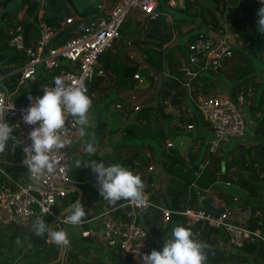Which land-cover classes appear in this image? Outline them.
Segmentation results:
<instances>
[{
  "label": "built area",
  "instance_id": "1",
  "mask_svg": "<svg viewBox=\"0 0 264 264\" xmlns=\"http://www.w3.org/2000/svg\"><path fill=\"white\" fill-rule=\"evenodd\" d=\"M254 1L261 3V0ZM155 7V0H118L109 9L100 10V15L87 20L80 30L72 31L71 36L61 42H57L61 25L60 28H53L39 18L37 24L39 33L34 41H31V37L25 39L21 23H15L8 29L7 44L11 50L5 52V56L7 59L13 58L16 54L19 57L16 61L4 62L3 65L0 62V91L6 92L8 105L13 104V108L6 112L4 119L14 127L17 125L15 136L21 143L16 147V154L22 163L27 155L23 149L31 143L28 132L34 127L22 120V110L30 106V97L34 100L42 96L43 90L53 86L54 78L57 76L63 77L66 86H74L77 80H82L87 87L93 76L101 74L102 71L97 69L98 58L103 52L111 49L120 38V28L128 14L137 9L145 17L156 18L158 11ZM72 22V17H66L63 24ZM191 35L193 38L185 43L183 56H177V60L180 63L182 61V68L188 77L194 76L198 70L222 69L223 60L230 57L234 48L243 42L237 33L229 31H198ZM133 77L138 78V74H134ZM27 84L31 87L24 89ZM251 89L240 86L235 91L234 97L216 93L194 99L191 94L188 95L185 111L191 122L186 124L185 128L211 129L212 135L205 141L208 157L217 154L222 140L241 139L252 131L255 120L251 114H248L246 106ZM126 106L134 110L140 107L132 101L130 105L115 103V107L119 110L125 109ZM77 127L73 118L69 117L65 135L71 139V143L67 148L52 153L53 158L58 161L52 173H45L36 179L29 175L27 166L23 164L28 182L22 183L18 180L20 176L11 174L0 165L2 178L0 233L7 229L27 228L37 216L45 221L50 217L52 221L47 223L54 228L57 227L58 230L60 227L71 226L64 222L66 209L72 205L70 195L77 191L76 187L80 181L71 176L77 168L66 170L65 164L77 160L72 158L70 150ZM164 145L172 147L173 143L166 139ZM145 156L150 157V152L146 150ZM135 164H138L137 161ZM201 167H204L203 164ZM253 167L257 169L258 177L264 178V171L258 169V164L254 162ZM152 169L153 165L149 163L147 170ZM146 196L148 202L144 206L137 207L121 200L116 206H111L90 219H83V223L78 225L81 227L80 235L97 240L105 248L121 250L129 256L133 264H143L140 257L147 254L149 242L139 214L156 210L163 224H167L172 217L179 216L183 217V224L191 230H194L197 224L222 228L226 236V246L235 250L248 241L254 240L264 244L263 223L259 210H255L253 214L256 219L254 225L249 226L236 222L232 217L231 208L225 204H218L225 206V210L214 216L212 211L204 207H192L186 204L174 209L152 200L147 193ZM233 200H237V197L234 196ZM62 206L64 209L60 211ZM45 209H49L50 212H45ZM117 210H120L121 214L113 215L112 212ZM90 221L92 226L82 228ZM45 241L48 242L47 235ZM224 243L222 239L217 241L218 245ZM16 259L9 263L16 264Z\"/></svg>",
  "mask_w": 264,
  "mask_h": 264
},
{
  "label": "trees",
  "instance_id": "2",
  "mask_svg": "<svg viewBox=\"0 0 264 264\" xmlns=\"http://www.w3.org/2000/svg\"><path fill=\"white\" fill-rule=\"evenodd\" d=\"M168 1L169 0H155V9L163 14H174L173 18L169 23L163 21L160 25V29H163V37L159 41L153 40L157 47H148L144 49L147 52L155 50L153 55L149 56V54H145L143 50L147 63L154 68L156 73L160 71L163 73L161 85L158 88L157 104L155 106L145 104L135 110L132 115V121L123 128V137L117 142V147H127V152H125V150L124 153L118 152V158H116V161H113L112 164L119 163L127 167L134 174L138 173L144 182L145 193H147L152 200L158 203H161L158 201L161 200L164 202V205L174 209L183 207L186 204L196 205L197 195L207 189L221 190L223 187L225 192H233L234 189L224 186V183L238 186L241 190L239 194H243L246 197L259 198L261 200V195L264 192V178L258 177L257 169L253 167V163L256 162L258 164V169L264 171V142H232L227 148L220 151L219 154L210 157L207 156L205 142L212 135V131L209 127H206L200 136L197 134L191 137L190 145L185 154L180 150L181 144L175 138L177 135L174 136L176 146L165 147L164 142L167 137L173 136V134L170 135L168 131L178 132L185 127L186 124L191 122V118L185 111L188 95H193L194 99H196L195 97L198 95L207 97L215 92V83L224 82L229 87L227 94L230 97H234L235 91L241 86L240 84L252 77L255 71L252 58L258 59L264 66V33H260L257 30V13L260 7L264 5L254 0H240L241 3L234 7H229L226 16H224V7L227 0H210V5L208 6L199 4V14L207 17L203 24L209 25L215 32L229 31L237 33L243 42L240 46L234 48L232 55L222 69L217 71L210 69L198 70L194 76L188 77L185 75L181 63L177 60V56H183V48L179 45L164 47L162 43L170 40L172 32L177 30L184 20H192V22L198 24L201 19L199 15L188 13L192 5V0H183L182 5L177 7L170 5ZM7 2H9V0H0V19L6 20L5 24H0V36L1 34L6 35L8 29L15 23H21L24 29L25 39H29V37H32V29L34 30V28H36L38 31L37 14L38 10L42 7L40 0H19L13 9L1 10ZM45 4L46 5L43 6V13L39 19L53 28H60V22L62 18L68 14V6L73 5V0H45ZM20 9L25 16L23 20L17 17L18 10ZM100 14L97 8L93 7L90 10L80 11L78 15L85 17L84 20H90ZM163 14H160V17H164ZM224 23H226V26ZM248 24H251L253 32L250 34L249 38H246L242 35L241 29ZM155 28L156 27H154V29ZM72 31L73 29L70 26L61 28L58 31L57 41L61 42L70 37ZM157 31L158 34L161 35V31ZM151 38L152 37H146L142 41L147 43L152 40ZM191 38H193V35H189L188 40ZM18 57L19 56L16 54L13 58L7 59L3 51V42H0V62H14ZM104 61L110 71L119 68V76L116 79L118 81V86L123 85L129 87L125 79H134L133 75L139 70L138 66L135 64H121L118 66L117 62L114 60L112 61V58L109 57ZM99 78L100 77H96L95 79L92 78L88 82L87 94L96 90L100 84ZM36 80L38 81V78H36ZM250 83L251 82H249V85ZM259 85L260 84L255 83L254 89ZM120 102L123 105L127 104L126 102ZM262 105H264V86L260 91L258 102L255 105H250V112L252 115L260 110ZM167 107L177 111L175 116H172L173 123L170 126H168V119L164 117ZM124 119H128L126 114L124 115ZM93 133L95 134L96 140L101 136L102 123L100 120H97ZM195 142H198L200 145H198L196 149H192L191 146H193ZM143 146H145L149 152L159 157L158 164L162 170L169 175L167 187L162 193H159L158 189L154 188L152 185L154 181V171H152L153 169L147 170L149 157L145 156V151L142 149ZM92 160L103 162L101 157L94 154L85 159L83 164ZM135 161H137V165ZM222 161L224 162L223 171L221 169ZM202 164L204 167H201ZM76 178L80 181L78 184L79 191H81L79 202L84 205L86 212V216L83 219H90L96 214V211L92 209V197L97 193L93 190L95 187H93L91 183L93 179H95V175L90 168L81 167L76 173ZM170 180L173 182L171 183ZM218 183L223 184L219 185ZM222 193H218L221 202L226 206H232L233 203L231 198ZM78 194L77 191L71 193V204L75 203ZM243 195H241V197H245ZM263 204L264 203L261 202L256 204L257 208L261 211V220H264ZM117 212L121 214L120 210H117ZM255 221L256 219L252 217L249 226H253ZM88 224L92 226L91 221L87 222L85 225ZM262 229L264 231V223L262 224ZM200 237L199 241L208 245L206 249L208 252L207 264H219L230 260V258H234L236 255L238 260L232 262V264H243V262L247 264V262L254 259L257 262L258 260L262 261V264H264V244L262 242L254 240L248 241L242 247L236 249V253H234L225 251V249L217 246V241L219 239H225V233L222 228H214L205 225L201 229ZM69 240L72 246H77V243L80 244L78 248L83 250V253L86 255H88L91 250L103 249L97 240L88 236L83 237L79 234L76 239L77 241L72 239ZM106 249L110 255L111 264H133L129 256L124 254L121 250ZM240 252H247L250 256L241 257V255H239ZM56 254L57 249H53L48 261H53L56 258ZM76 254V252L70 251L68 255L69 257L76 256V264H103L101 260H98L96 263L82 262Z\"/></svg>",
  "mask_w": 264,
  "mask_h": 264
},
{
  "label": "clouds",
  "instance_id": "3",
  "mask_svg": "<svg viewBox=\"0 0 264 264\" xmlns=\"http://www.w3.org/2000/svg\"><path fill=\"white\" fill-rule=\"evenodd\" d=\"M264 5V0H261ZM257 30L264 33V6L258 13ZM87 87L82 80H77L74 86H66L63 77H55L53 86L43 90V95L34 100L30 97V106L22 110V120L32 127L28 132L29 146L23 149L27 155L23 164L27 166L29 175L39 179L45 173H52L58 161L52 153L67 148L71 139L65 135L66 122L73 118L78 126L81 139L89 137L85 141L83 150L89 156L96 153L95 134L88 131L95 127L91 119L90 109L92 100L87 95ZM7 94L0 91V155L10 153L21 143L19 138L13 135L17 125L5 122V114L13 108L6 102ZM11 141V145H10ZM90 168L95 175L96 187L99 195L110 206H116L119 201H128L137 207L147 204L145 185L141 176L134 174L127 167L119 163L105 165L103 162L92 160L82 164L77 159L65 164V169ZM197 206V205H196ZM45 212H50L45 209ZM65 223L78 226L83 223L86 216L84 205L76 201L66 209ZM32 232L37 236H48V242L56 246H68L70 240L65 230H55L53 226L45 222V219L37 216L32 222ZM208 245L194 238L191 229L183 226H175L171 237L164 240L161 251L153 249L148 254L141 255L143 264H207Z\"/></svg>",
  "mask_w": 264,
  "mask_h": 264
},
{
  "label": "rangeland",
  "instance_id": "4",
  "mask_svg": "<svg viewBox=\"0 0 264 264\" xmlns=\"http://www.w3.org/2000/svg\"><path fill=\"white\" fill-rule=\"evenodd\" d=\"M18 1L19 0H9V2H7V4L4 7H2L1 10L13 9L15 4ZM99 1L100 0H73V6H75V8L78 11L90 10ZM168 3L170 5L177 7V6L182 5V0H169ZM191 3H192V5H191V8L188 11V13L189 14L194 13L196 15H199L201 21L197 24L195 22H192V20H188V19L184 20L183 23H181V26L177 30L172 32L173 33L172 35H174L175 38H177L178 35L181 36V35L187 34V33H189V35H191V34L198 32V31H203V32L213 31L209 25L203 24L205 22V20L207 19V17L205 15L201 16L199 14V11H198V9H199L198 5L199 4L204 5V6H208V5H210V0H192ZM239 3H241L240 0H230L229 7H234ZM19 14L21 15L20 19L23 20L25 18V16L22 13L21 9L18 10V16H17L18 18H19ZM138 14H139V12H137V9H135V10L131 11L126 18H127V20H128V18L129 19L132 18V20H133L134 19L133 17L139 16ZM173 16H174V14H171V13H165L164 14V17L166 18L167 23L170 22V20L173 18ZM145 21H147V19L143 18V23L141 22L140 25L135 26V27L132 26L131 34H128V35L126 34L124 37L121 36L122 41L127 42L130 37L140 39V37L142 36V32L145 31V26H147L144 24ZM1 23L5 24L6 20L0 19V24ZM224 25L226 26V23H224ZM76 30H80V28L78 27ZM241 32H242V35L244 37L249 38L250 34H252V32H253V29L251 28V24H248L247 26H243L241 29ZM7 40H8V33L6 32V35L1 34L0 42H3L4 53L5 52L7 53L11 50V48L8 47ZM172 41H174V40H172ZM129 45L132 46V48L134 46L132 44V42H131V44L129 43ZM154 51L155 50H153L151 52L145 51V54L147 53V54H149V56H151V55H153ZM228 59H229V57L223 60L222 67H224L226 65ZM252 60H253V64L255 65V71L259 72L260 77L257 76V78L252 80L251 83L254 84V83H258L259 81H261V83H259V84H261L263 86L264 82L262 83V81L264 79V67H262V63L258 59L252 58ZM180 61H181V59H180ZM3 64L4 63H2L1 65H3ZM181 66H183L182 61H181ZM146 71H148L147 68L140 69V72L142 74H145ZM156 75H157V77L155 78V80L153 82L154 86H152L151 90H150V94H151L149 96L150 99L147 98V99H149L148 101L146 100V98L142 99L144 92L147 91L148 88L145 89V88H135V87L131 88V89H133L134 93L129 95L128 97H122L121 101L126 102L129 105L132 101V102H135L136 104H138L140 107H142V105H145V104H151V105L155 106L157 104L156 101H157V97H158V88L161 85V79L160 78L162 77L163 73H161V71H160V72L156 73ZM148 78H151V77H148ZM240 85L247 88V87H249V82H248V80H246L245 82H242ZM129 86L131 87V84ZM250 87H251V85H250ZM228 88L229 87L226 85V83L217 82V83H215V92L213 94H216V93L217 94H219V93L220 94H226V91H228ZM251 88L252 89H251V92L249 95L250 98L247 100V104H246V106L248 108V114L251 113L250 112V105H255L256 94L260 92V90H259L260 88H256V89H253V87H251ZM24 89H29V84H27ZM107 97L108 98L105 100L106 103L103 104V106H104V109L102 111V113L104 114L103 118L106 117V115L108 113H109V115H112L113 120L111 121V124L114 125V128H113V132L106 133L104 135L103 140H102V138H100L103 135V130H102L101 136H99V138L96 140V143H98L97 145L99 147L97 148V145H96L97 151L95 153L99 157H101V160L104 162V164L106 166L112 164L113 161H116V158H118L117 157L118 152L124 153V150H125V152H127L126 150L128 148L124 147V146L117 147V142L121 137H123V128L128 123H130L132 121V115L135 112L134 109H131L128 106H126L125 109H123V110L117 109L115 107V100H116L115 93L112 92ZM130 110H133V111H130ZM90 111L92 112L91 113L92 115L95 114L96 112L98 114H99V112L101 113V111L97 110V103H95V100H93V99H92V108L90 109ZM123 112L126 113L128 119L124 120L125 114H123ZM165 113L166 114L164 115V117H165V119H168L167 122H168V125H170L171 122L173 121L172 116H175L177 111L174 110L173 108L167 107L165 110ZM260 113L261 112H258L255 115L256 116L255 120L258 119V116L260 115ZM8 123H10V122H8ZM261 123H262V125H264V122H260V123L254 124L252 126V128L254 129L252 133L258 132L259 124L261 125ZM163 124H164V122H163ZM252 128H251V130H252ZM195 132H196V130H187L185 127H183L181 130H179L177 132L179 134L173 133V136H171V137L169 136L170 138L167 137V139L171 140L173 142V145L176 146V142L174 139L175 135H177V136H175V138L177 137L176 139H178V142L180 143V141H181L180 138L183 137L181 135H190V134L194 135ZM168 133L170 134V131H168ZM13 135H15V131H14ZM246 136H247V134L241 139L240 138H238V139L228 138L226 140H222L223 142H222L217 154L220 151L227 148V146L230 145V143H232V142L239 141V143H243V142L248 143ZM110 141H112L113 143L112 142L110 144L107 143ZM10 145H11V141H10ZM198 145H200V144L198 142H195L194 145L191 147H192V149H196L198 147ZM188 147L189 146L184 147L181 144L180 150L185 154ZM142 149H143V151H146L145 146H143ZM70 150L72 151L73 148H71ZM79 150L82 152V154H87L84 152L83 146H78V149H75V153L78 154ZM15 152H16V148L14 150H12L10 153H5L3 155H0V165L6 171L17 176L19 174L18 167L22 168L23 167L22 165L19 164V166L11 167V165L1 162V160H4L6 157H12ZM84 160H85V158H83V161ZM83 161H82V163H83ZM24 171H25V169H24ZM152 171H154V180L156 182H158L159 185H161V187H163V185H165L166 182H168L169 175L167 173H165V171L162 170V168L160 167L159 164L154 165ZM77 172H78V170H75L71 176L73 178H76ZM170 182L172 183L173 181L170 180ZM91 183H92L93 187H95V188H93V190L97 193L96 196L99 195V193L97 191V187H96V180L93 179V181ZM171 183H170V186H171ZM218 184L222 185L223 183H218ZM173 186H174V183H173ZM222 192L225 194V196H229L231 198L232 202L234 203L233 205H235L236 207H238L237 205L242 206L241 209H236L235 212L232 213V217L234 218V220L237 221V219H235V217L240 216V218H238V220L241 219L239 222L242 224L246 223V225H249L255 210H259L257 208V206L255 205V202H257L258 199L251 198V200L253 202L244 203V204L239 203L236 205V203L239 199L237 197L238 195L234 192L233 193L232 192H230V193L225 192L223 187L221 188V190H219V189H213L212 191L208 190L207 194L209 197H212L214 194V196H216V197L215 198L212 197L213 200H216V201H218V203H221V200L218 196ZM234 196L237 197V200H233ZM261 196H262L261 198L264 199V192ZM99 198H101V197H99ZM103 201L104 200L101 199L100 202L95 203L93 205V208H94V206L97 209L102 208V206L103 207L104 206H107V207L110 206L108 203H104ZM189 206L195 207L196 205L189 204ZM234 208L232 207V209H234ZM63 209H64V207L62 206L60 211H62ZM150 211H156V210H150ZM259 212H260V216H261V211L259 210ZM51 221H52V219L50 217H48V218H46L45 222L47 223V222H51ZM261 222L264 223V220H262ZM89 225L90 224L83 225L82 228L88 227ZM60 229L65 230L67 232L69 239L77 241L76 239L78 238V236L80 234L81 227L71 225V226L60 227ZM1 233H0V264H6V263H8V261L10 259L12 260L15 258H17L16 262H15L16 264H55L56 262H57L56 264H68V263L76 264L77 263L76 262V256H72V257L68 256L70 251L76 252L77 257L80 258L82 262L86 261V263H89V262L90 263H96L98 260H101V261H103V264H109L110 263V255L107 252V249L100 242H98V243H99V245L101 244L103 249L100 248V249H97L95 251L91 250V252L88 255H86L83 253V250L78 248L80 244L77 243V246H72V244H69L64 249V246H56L50 242H46L45 237L47 234H45L44 237L37 236L34 232H32V228H29V229L22 228V229H16V230L7 229L2 234ZM53 249H57V254L55 256L56 258L53 261H48V258L51 256ZM240 253L241 254H239V255H241V257L250 256L249 253H247V252H240ZM241 262H242V260H241ZM258 262L254 259V260H251L250 262H247V264H256V263L262 264V261L258 260ZM243 264H244V262H243Z\"/></svg>",
  "mask_w": 264,
  "mask_h": 264
},
{
  "label": "crops",
  "instance_id": "5",
  "mask_svg": "<svg viewBox=\"0 0 264 264\" xmlns=\"http://www.w3.org/2000/svg\"><path fill=\"white\" fill-rule=\"evenodd\" d=\"M117 1L118 0H100L99 2H97L95 4L94 7H96L97 10L100 12V10L109 9V7L111 5H113L114 3H116ZM40 2L42 4V7L38 10V14H37L38 18H40V16L43 13V9H44L43 6L46 5L45 4V0H40ZM79 12L80 11H78L75 8V6L69 5L68 6V14L65 15L64 18H62V21L60 22L61 27L63 28V27L70 26L73 29V31L76 30L78 27L81 29L82 24L85 23L87 20H84L85 17L79 16L78 15ZM137 12H139V11L137 10ZM160 14H163V13L162 12H158V15H157L156 18H148V17H145L141 12H139V14H138L139 16L133 17L134 18L133 20H132V18L131 19L128 18V20L126 18V20L124 21V23L121 26L122 27L121 28L122 31L120 30V38H121V36L124 37L126 34L127 35L131 34L132 26L135 27V26L140 25L141 22L143 23V18L147 19V21L144 22V24L147 25V26H145V31L142 32V36L140 37V39L130 37L129 40L127 42H125V41H122V38L121 39L119 38L114 43V45H113V47L111 49H109L108 51L102 53L99 56V58H98L97 69L101 70L102 72H101V74H97V75L93 76L92 78L95 79L96 77H100L99 78L100 79L99 80L100 84L98 85V87L96 88L95 91H93L92 93L87 94V95L91 98V100L92 99L95 100V103H97V110L101 111V113L99 112V114H98L96 112L93 115L91 114L92 112L90 111V116H91V119L95 122V124H96L97 120L101 121L103 135L100 138H102V140L104 138V135L106 133L113 132V128H114V125L111 124V121L113 120V116L109 115V113H108L106 115V117L103 118L104 114L102 113V111L104 109L103 104L106 103L105 100L108 98L107 96L110 93H112V92L115 93V95H116L115 103H116V102H120L122 97H128L129 95L133 94L134 92H133V89H131L132 87L133 88L134 87L135 88H145V89L148 88V90L144 92V94L142 96V99L146 98L147 101L150 99L149 98V96L151 95L150 94V90H151V87L154 86L153 82H154L155 78L157 77V75H156V72H155L154 68H152L147 63L145 55L143 54V50L148 48V47H157L156 43H154L153 40L159 41L163 37L162 36L163 35L162 30L163 29H160V27H161L160 25L162 24L163 21L166 22V18L165 17H160L161 16ZM20 16L21 15L19 14V17ZM66 17H72L73 18V23L63 24V22H64ZM154 27H156V28L154 29ZM157 30L161 31V35L158 34ZM31 32H32L31 41H34L37 38L39 31H37V29L34 28V30L32 29ZM146 37H152L151 38L152 40L150 42H147V43L143 42L142 40L145 39ZM188 39H189V33L183 34L181 36L178 35L177 38H175V36L172 35L170 40H167L164 43H162V46L165 47V46L179 45L181 48L184 49L185 43L188 41ZM172 40H174V41H172ZM131 42L134 45L133 48H132V46L129 45V43L131 44ZM108 57L112 58V61L114 60L115 62H117L118 66L121 65V64H128V65H134L135 64V65L138 66L139 70L136 73V74H138V78H134V79L133 78H126L125 79V82L128 84V86L131 84V87L130 86L129 87H125L123 85H119V86L117 85L118 81L116 79L119 76L118 75L119 74V68L118 69L116 68V70H111L110 71L108 69V66L106 65V62L104 61ZM262 67H264V66L262 65ZM143 68L144 69L147 68V70H148V71H146L145 74H142L140 72V69H143ZM257 76L260 77L259 72L254 71L253 74H252V77H250L248 79V82H252V80L257 78ZM148 77H151V78H148ZM263 82H264V79H263L262 83ZM259 83H261V81H259L258 84ZM250 85L254 89L255 83L254 84L250 83ZM263 86H264V84H263ZM263 86L260 84L256 88H260L259 90L261 91ZM30 87H31V85H29V88ZM226 94H227V91H226ZM259 94H260V92L256 94L255 104L258 102ZM191 96L194 98L193 95H191ZM200 97H203V96L198 95L195 98H200ZM147 98H149V99H147ZM149 105H151V104H149ZM263 108H264V105H262L260 110H258L254 115H252V113H250L252 115V117L254 118V120H255V118H256L255 115L258 112H261L260 115L258 116V119L255 120L254 124L260 123V122H264V109ZM261 117H262V119H261ZM260 119H261V121H260ZM172 123H173V121L171 122V124ZM170 125H168V126H170ZM93 129L94 128H89L88 131L93 133ZM258 129L259 130H258L257 133L256 132L252 133L253 130H254L252 128V131L249 134H247L246 139H247L248 143H256L257 141L264 142V125H262V123H261V125L259 124V128ZM191 130H195V129H191ZM78 132H79V129L77 127V129L75 131V139L73 141L72 146L70 147V149L73 148V150H74V151L73 150L71 151V153H72L71 156H72L73 159L77 158V159L83 161V158L86 159V158L89 157V155L88 154H82V152L80 150H79V152L77 154V153H75V149H78V146H84L85 141L88 140L89 137H85V138L81 139L79 137ZM196 132L200 136L202 134L203 130L196 129ZM196 132L194 133V135H191V134L190 135H181L183 137L180 138V140H181L180 143L184 147L185 146L186 147L189 146L190 145V141H191L190 139H191V137H194V136L197 135ZM173 133H177V131L170 132V135H172ZM167 140H169V139H167ZM176 140L178 141V139H176ZM111 142L112 141L107 142V143L110 144ZM97 144L98 143H96V145ZM98 147L99 146L97 145V148ZM145 150H147V148ZM158 159H159V157L157 155H155V154L150 152V157L148 159V164L151 163L153 165V167H154V165L158 164V162H159ZM1 162L9 164V165H11V167L19 166V164L23 166V163H22L20 157L16 154V152L13 154L12 157H6L4 160H1ZM23 168L24 167H22V168L18 167L19 174L17 176H20L18 178V180L20 182H22V183H27L28 179L25 177V171H24ZM79 169H75V170H79ZM0 181H2L1 177H0ZM167 184L168 183L166 182V184L163 185V187H161V185H159V183L154 180L152 185H153L154 188L158 189L159 193H162V192H164L165 188L167 187ZM223 185L224 186H228V187H232L234 189L233 192L236 193L238 195L237 197L239 198L238 199L239 200L238 204L239 203L244 204L246 202L247 203L248 202H253L251 200V198H255V197H246L243 194H239V193H241V192H239L241 190L239 189L238 186H236L234 184L224 183ZM208 190L212 191L213 189H207V190L203 191L201 193V195H203L204 197L208 198L214 204H217V205L218 204H223L222 202L218 203V201L213 200V198L216 197V196H214V194L212 196L213 198L209 197L208 194H207ZM241 195H243L245 197H241ZM98 196L101 197L100 195H97V196L95 195L94 197H92V200H93L92 204L93 205L95 203L100 202L101 199H103L102 197L99 198ZM256 199H258V201L257 202L254 201L255 205L257 203H259V202L264 203V199H262V198H261V200L259 198H256ZM158 201L161 202L162 204H164V202H162L161 200H158ZM103 202L104 203H108L107 201H103ZM119 202H121V201H119ZM236 205H237V203H236ZM237 206L238 207H236L235 205L230 206L231 211L233 210L232 213L235 212L236 209H241V207H242V206H239V205H237ZM109 207H111V206H109ZM109 207H107V206L103 207L102 206V208L97 209L94 206V208L92 207V209L96 211L95 215H97L99 212H101V211H103V210H105V209H107ZM232 207L233 208L235 207V208L232 209ZM112 214L115 215V216H119L120 215L117 211H113ZM238 218H240V216L239 217H237V216L235 217V219H237V221L235 220L236 222H239L241 220V219L238 220ZM140 220L142 221L143 226L145 227L146 232H147V241L149 242V249L147 251V254L150 253L153 249H155L157 251H161L162 248H163L164 240H167V239H169L171 237L172 229L175 226L186 227L183 224V217H179V216L172 217V219L167 224L161 223L160 215H159V212H157V211H150V212H147V213L143 214L142 217L140 218ZM240 224H242V223H240ZM242 225H246V223L242 224ZM202 227L203 226H201V224H197L195 229L191 230L192 233H193L194 238L197 239V240H200V238H201L200 234H201ZM29 228H32V225H29L27 227V229H29ZM223 241L225 242L223 245H218L217 244V246L225 249V251L236 253L235 249H232V248L226 246V236H225V239H223ZM239 254H241V253H239ZM237 260H238V257L236 255L234 258H230V260L225 261V262H221L219 264H232V262H236ZM9 261H13V259L12 260L10 259ZM9 261L6 264H10Z\"/></svg>",
  "mask_w": 264,
  "mask_h": 264
},
{
  "label": "water",
  "instance_id": "6",
  "mask_svg": "<svg viewBox=\"0 0 264 264\" xmlns=\"http://www.w3.org/2000/svg\"><path fill=\"white\" fill-rule=\"evenodd\" d=\"M182 3H183V0H182ZM229 3H230L229 0H227L226 5L224 7V16H226V13L229 10ZM221 169H222V171L224 170V162L223 161L221 162ZM76 190L79 193L76 201H79L80 197H81V191H79L78 187H76ZM196 205L198 207H204V208L212 211L214 216H218L221 212H223L225 210V206L214 204L212 201H210L208 198L204 197L201 194H198L196 197ZM71 206H69L68 208H70ZM141 217H142V214L140 213L139 218H141ZM54 229L58 230L57 227H55ZM64 249H65V247H64Z\"/></svg>",
  "mask_w": 264,
  "mask_h": 264
}]
</instances>
